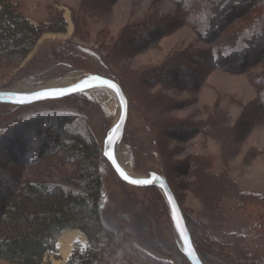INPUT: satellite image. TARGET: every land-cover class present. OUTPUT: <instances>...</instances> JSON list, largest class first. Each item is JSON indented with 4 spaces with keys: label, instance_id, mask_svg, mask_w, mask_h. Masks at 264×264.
Masks as SVG:
<instances>
[{
    "label": "rangeland",
    "instance_id": "1",
    "mask_svg": "<svg viewBox=\"0 0 264 264\" xmlns=\"http://www.w3.org/2000/svg\"><path fill=\"white\" fill-rule=\"evenodd\" d=\"M204 2L208 4L207 0H6L21 12L26 19L22 22L44 31L27 54L14 49L18 56L3 57L0 49V91L16 92L21 83L43 88L71 74L79 80L93 74L114 79L129 101L119 147L135 176L156 172L168 180L204 263L264 264V58L255 62L248 58L254 49L248 50L247 29L248 17L261 10L264 1L252 8L246 0H210V6ZM191 5L203 13L197 23L187 14ZM157 20L163 22L159 29L163 37L145 47L144 33ZM213 24L215 38L206 34L214 31ZM130 35L142 41L116 61L112 44ZM193 54L211 59L195 63L187 59ZM179 64L178 80L171 73L168 81L154 82L163 66ZM84 92L23 106L0 102V180L20 171L26 183H70L79 162L64 147L32 162L26 152L42 142L45 132L56 135L65 127L90 132L102 149L100 203L106 228L128 229L138 253L157 264H191L164 193L124 182L103 155L105 141L122 114L117 96L113 112ZM21 119L31 122V127L22 128L23 136L10 130ZM16 139L19 147L2 143ZM86 237L84 244L75 242L64 264L73 255V264L96 263L87 252L92 244ZM54 251L46 253L41 264L62 260L56 247ZM0 264L12 263L0 257Z\"/></svg>",
    "mask_w": 264,
    "mask_h": 264
},
{
    "label": "trees",
    "instance_id": "2",
    "mask_svg": "<svg viewBox=\"0 0 264 264\" xmlns=\"http://www.w3.org/2000/svg\"><path fill=\"white\" fill-rule=\"evenodd\" d=\"M207 1L208 4L204 2L205 5L210 6V0ZM262 1L264 0H246V5L252 8ZM0 4L3 6L0 9V49L3 51L1 55L5 57L12 54L16 57L19 54L13 52L14 49H17V52L29 53L44 30L22 22L21 12H17L13 5L6 3V0H0ZM187 14L195 23L203 13L200 8L191 5ZM162 23L158 20L152 22L150 31L144 33L148 36L145 47L155 45L163 37L159 31ZM248 23V50H255L248 58L254 57L251 62L261 61L264 58V7L256 11L252 17H248ZM212 26L214 31L206 34L215 38L218 32L214 24ZM197 28L200 29L199 26ZM57 30L60 31L61 28ZM138 38L130 35L112 44L111 53L116 61L131 51L137 40L142 41ZM214 57L217 58L218 54ZM187 59L194 60L195 63H200L198 61L201 59L202 63H205L211 59V55L193 54ZM180 65L163 66L154 82L168 81L171 73L174 76L173 80H178ZM147 80L144 78V81ZM16 122L12 124L10 130L22 136L24 134L22 128L31 127L30 121L21 119ZM72 123L76 124L75 121ZM76 131L75 128L69 130L65 127L56 135L45 132L42 142L36 148L32 147V152L30 150L26 152L32 157L28 162H32L34 157L43 156L57 146L64 147L65 151L71 153V157L79 162V170L70 183L63 185L26 183L21 181L20 171L13 174L11 171V177L0 180V257L12 264H41L45 254L55 250V242L59 235L67 229L79 228L85 232L92 244V249L89 248L87 252L96 258L95 264H157L158 262H153L146 256L147 254L144 255L141 251L138 253L128 229L117 232L106 228L100 203L102 149L92 133L83 134ZM17 140L1 142L13 148L21 145ZM13 156L15 154L12 155L10 152V157ZM189 230L191 231L190 227ZM73 263L74 255L68 264Z\"/></svg>",
    "mask_w": 264,
    "mask_h": 264
},
{
    "label": "water",
    "instance_id": "3",
    "mask_svg": "<svg viewBox=\"0 0 264 264\" xmlns=\"http://www.w3.org/2000/svg\"><path fill=\"white\" fill-rule=\"evenodd\" d=\"M87 52L91 54H95L92 50L85 48ZM105 81L107 83H105ZM79 85V87H77ZM111 85H115L116 87H111ZM95 87H107L112 89L120 103L122 108L121 118L114 124L111 129L109 136H113L114 138L111 141V146H109V139L105 141L103 148V155L108 160V162L113 167L116 174L119 176L121 180L124 182L131 184L136 187H157L159 188L164 195L166 196L174 222V227L178 237L180 238L183 244V252L191 264H205L199 253L197 252L193 240L191 237V233L189 231L186 218L182 212V209L178 203V200L173 193L168 180L163 177L161 174L156 172H152L149 177H139L135 175H131L128 171L120 164L118 158L116 156L115 148L119 146L123 140L125 129L127 125V121L129 118V101L120 84L112 78H108L102 75L93 74L89 75L86 78L81 79L78 83L65 87V88H51V89H40L35 92L30 93H20L13 91H0V102L16 104L18 106L28 105L40 100L52 99V98H61L74 93H82L88 89H92ZM40 94V95H38ZM119 126V130L114 133V129ZM106 153L110 155H106ZM123 173L128 177V180H124ZM132 180H144L147 184H133ZM56 250L58 249L56 244ZM55 252V251H54Z\"/></svg>",
    "mask_w": 264,
    "mask_h": 264
},
{
    "label": "bare ground",
    "instance_id": "4",
    "mask_svg": "<svg viewBox=\"0 0 264 264\" xmlns=\"http://www.w3.org/2000/svg\"><path fill=\"white\" fill-rule=\"evenodd\" d=\"M66 19L69 22V31H72L73 22L71 20L69 11L66 12ZM79 76L71 74L66 76L64 79L55 80L47 83L43 88H38L29 83H21L17 87L14 88V91L20 93H30L35 92L40 89H51V88H65L71 85L78 83ZM89 97L93 98L95 101H98L101 105H103L108 110H113L114 106L118 104L115 92L111 89L105 87H95L84 92ZM118 117V114H115V119ZM116 121V120H115ZM116 156L120 164L130 173L131 175H136L135 172L131 170L128 163V156L124 153V149L122 146H116L115 148ZM86 235L79 229H70L64 232L57 240L58 251L62 257V260L56 261V264H64L70 257L74 244L76 241L85 243ZM57 251V252H58Z\"/></svg>",
    "mask_w": 264,
    "mask_h": 264
},
{
    "label": "snow or ice",
    "instance_id": "5",
    "mask_svg": "<svg viewBox=\"0 0 264 264\" xmlns=\"http://www.w3.org/2000/svg\"><path fill=\"white\" fill-rule=\"evenodd\" d=\"M105 83H107V82L105 81ZM77 87H79V85ZM111 87L114 88L116 86L115 85H111ZM38 95H40V94H38ZM118 130H119V126H117V128L114 129L113 131L115 133ZM113 138H114L113 136H109V138H108L109 139V146H111V141H112ZM106 155H110V154L106 153ZM121 176H123L124 180H128V177L125 176L123 173H121ZM131 183H133V184H147L144 180H132Z\"/></svg>",
    "mask_w": 264,
    "mask_h": 264
}]
</instances>
